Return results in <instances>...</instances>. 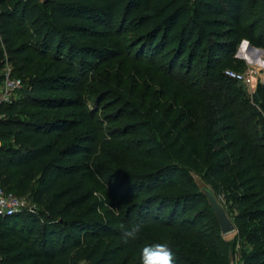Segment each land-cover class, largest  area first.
I'll return each mask as SVG.
<instances>
[{
    "label": "trees",
    "instance_id": "16d2710c",
    "mask_svg": "<svg viewBox=\"0 0 264 264\" xmlns=\"http://www.w3.org/2000/svg\"><path fill=\"white\" fill-rule=\"evenodd\" d=\"M242 40L264 51V0H0V68L7 63L23 83L15 100L0 104V189L35 207L0 217V264H126L123 253L140 261L157 243L169 246L175 264H230L232 246L187 176L204 169L216 197L231 188L226 205L252 249L242 264H264V173L252 176L245 163L228 175L223 151H205L180 122L162 118L159 140L143 141L150 167L136 193L122 195L134 202L119 228L101 217L87 175L98 123L81 92L97 62L134 51L141 60L165 57L172 74L202 72L212 81L237 63ZM227 69L226 85L236 83ZM257 93L263 105L260 84ZM240 137L252 160L264 155L248 125ZM213 218L218 227L206 229ZM140 221L141 233L125 243L121 225Z\"/></svg>",
    "mask_w": 264,
    "mask_h": 264
},
{
    "label": "rangeland",
    "instance_id": "374dc122",
    "mask_svg": "<svg viewBox=\"0 0 264 264\" xmlns=\"http://www.w3.org/2000/svg\"><path fill=\"white\" fill-rule=\"evenodd\" d=\"M261 59L264 61V54ZM235 60L234 66L220 67L211 81L202 72L187 76L177 69L176 73H170L165 57L141 60L134 51L127 54L123 50L120 56L97 62L87 73L81 94L95 112L98 123L96 152L90 158L91 170L87 175L96 199L103 203L101 217L105 221L119 228L118 221L126 217L134 200L124 201L121 197L136 193L142 176L148 172L150 162L145 158L143 141L159 140L158 125L162 118L167 117L170 124L180 122L187 135L199 140L205 151L211 145L223 151V161L229 165L228 175L234 177L245 163L252 176L264 173V155L252 160L240 137L246 124L255 131L258 143L264 145V103L255 101L256 95L241 84L226 85L222 77L224 69L248 67L245 60ZM254 67L260 69V85L264 87V66ZM232 95L237 96L234 105L229 104L228 97ZM204 171L187 173L203 195V189L207 188ZM232 195L229 187L217 195V200L234 223L236 212L226 205ZM212 225L217 226L214 218L205 228ZM222 238L232 246L230 264H242L243 256L252 250L246 240L238 237L236 230ZM122 260L126 264H140L138 258L126 252Z\"/></svg>",
    "mask_w": 264,
    "mask_h": 264
},
{
    "label": "built area",
    "instance_id": "2783aa9c",
    "mask_svg": "<svg viewBox=\"0 0 264 264\" xmlns=\"http://www.w3.org/2000/svg\"><path fill=\"white\" fill-rule=\"evenodd\" d=\"M44 1L46 0H39V2ZM224 76L249 89L253 96L256 94L261 79L260 69L254 66H248L243 71L227 69L224 71ZM22 87V81L12 76L9 65L5 63L0 68V104H8L15 100L17 92ZM34 211L35 207L31 205L27 198L17 197L0 189V217L14 216L23 212L32 213Z\"/></svg>",
    "mask_w": 264,
    "mask_h": 264
},
{
    "label": "water",
    "instance_id": "95a60500",
    "mask_svg": "<svg viewBox=\"0 0 264 264\" xmlns=\"http://www.w3.org/2000/svg\"><path fill=\"white\" fill-rule=\"evenodd\" d=\"M264 51L260 48H255L251 46L246 40L241 41L239 47L236 51L235 58L239 60H245L248 66H253L255 64H260L264 66V61L261 56ZM256 97L259 99L258 93L256 91ZM204 195L211 207L217 223L220 227L221 235L227 236L235 232V226L232 221L227 216L225 209L217 200V197L210 188H204Z\"/></svg>",
    "mask_w": 264,
    "mask_h": 264
},
{
    "label": "clouds",
    "instance_id": "9594fccd",
    "mask_svg": "<svg viewBox=\"0 0 264 264\" xmlns=\"http://www.w3.org/2000/svg\"><path fill=\"white\" fill-rule=\"evenodd\" d=\"M145 227V222L140 221L128 227L121 225L122 238L125 243L135 240ZM140 264H175L172 250L166 243H157L145 246L140 253Z\"/></svg>",
    "mask_w": 264,
    "mask_h": 264
},
{
    "label": "bare ground",
    "instance_id": "6f19581e",
    "mask_svg": "<svg viewBox=\"0 0 264 264\" xmlns=\"http://www.w3.org/2000/svg\"><path fill=\"white\" fill-rule=\"evenodd\" d=\"M258 65H260V64H258ZM253 66H255V65H253ZM260 66H262V65H260Z\"/></svg>",
    "mask_w": 264,
    "mask_h": 264
}]
</instances>
